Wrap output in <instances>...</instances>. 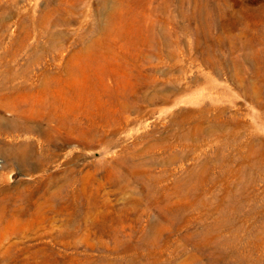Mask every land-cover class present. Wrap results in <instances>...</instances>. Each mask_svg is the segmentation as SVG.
<instances>
[{"label":"rangeland","instance_id":"obj_1","mask_svg":"<svg viewBox=\"0 0 264 264\" xmlns=\"http://www.w3.org/2000/svg\"><path fill=\"white\" fill-rule=\"evenodd\" d=\"M0 264H264V0H0Z\"/></svg>","mask_w":264,"mask_h":264},{"label":"bare ground","instance_id":"obj_2","mask_svg":"<svg viewBox=\"0 0 264 264\" xmlns=\"http://www.w3.org/2000/svg\"><path fill=\"white\" fill-rule=\"evenodd\" d=\"M21 158H23V155H20L19 159H21ZM24 162H25V160H24ZM21 252H22V250L19 249V251H17V253H16V257L18 260L21 259Z\"/></svg>","mask_w":264,"mask_h":264}]
</instances>
